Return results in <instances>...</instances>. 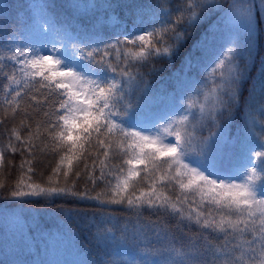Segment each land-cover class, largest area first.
<instances>
[{"label": "snow or ice", "instance_id": "obj_1", "mask_svg": "<svg viewBox=\"0 0 264 264\" xmlns=\"http://www.w3.org/2000/svg\"><path fill=\"white\" fill-rule=\"evenodd\" d=\"M36 7L22 39L0 43V178L18 171L8 196L95 202L85 231L103 256L81 264H264V0L68 5L127 7L134 30L114 39L95 24L68 35L56 5ZM209 37L222 50L209 55ZM197 54L203 81L191 95L181 81L180 99L150 113L157 62L191 68Z\"/></svg>", "mask_w": 264, "mask_h": 264}, {"label": "trees", "instance_id": "obj_2", "mask_svg": "<svg viewBox=\"0 0 264 264\" xmlns=\"http://www.w3.org/2000/svg\"><path fill=\"white\" fill-rule=\"evenodd\" d=\"M73 2L81 5L112 3L114 6H124L149 5L154 4L156 0H0V43L13 37L22 39L20 33L25 31L30 17L38 14L39 8L36 6L42 3L56 5L54 15L68 35L83 34L85 28L91 29L94 24L102 27L103 34L111 39H114L115 32L134 30L135 17L127 7H118L115 11L109 10L105 14L103 8H69L68 5ZM30 39L37 43H48V49L56 42L53 36L40 32H33ZM209 43L210 55L211 45L214 51L222 50L224 39L218 37L213 41L209 37ZM56 47L63 46L57 43ZM66 55L70 57L71 52L68 51ZM201 55L194 57L191 68L183 64L182 57L172 63L166 60L157 62L156 67L163 68V71L147 76V109L150 113L163 112L174 97L180 99L181 81L192 82V90L185 95L192 94L205 75L203 64L207 61H201ZM145 72L147 73L148 69H145ZM252 75L255 76L254 70ZM207 134L205 130L203 135ZM3 139L0 134V142H3ZM19 159V156L14 157L13 163L18 164ZM57 160L55 155L48 156L44 161L47 166L42 164L37 173L33 174V179L37 182L46 180ZM39 172H43V176L38 175ZM17 176V168L13 167L0 178L6 185L4 189H0V264H81L82 261H95L99 256H103V251L87 238L90 234L85 231V221L102 211L95 202L72 198H10L8 189L14 185ZM83 186L82 182L77 185L78 188ZM114 215L120 220L118 227H122L129 219L126 210ZM127 252L128 250H125L122 259H129Z\"/></svg>", "mask_w": 264, "mask_h": 264}]
</instances>
